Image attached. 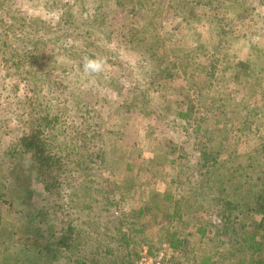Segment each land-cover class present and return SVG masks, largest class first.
<instances>
[{
  "label": "rangeland",
  "instance_id": "rangeland-1",
  "mask_svg": "<svg viewBox=\"0 0 264 264\" xmlns=\"http://www.w3.org/2000/svg\"><path fill=\"white\" fill-rule=\"evenodd\" d=\"M260 108L264 0H0V263L77 264L76 248L127 264L166 244L185 264H264L247 240L264 237ZM21 136L42 148L13 165Z\"/></svg>",
  "mask_w": 264,
  "mask_h": 264
},
{
  "label": "trees",
  "instance_id": "trees-1",
  "mask_svg": "<svg viewBox=\"0 0 264 264\" xmlns=\"http://www.w3.org/2000/svg\"><path fill=\"white\" fill-rule=\"evenodd\" d=\"M62 25H68V22H69V20L67 19V18H62ZM70 27H72V29H76V27L77 26H70ZM65 31V30H64ZM66 34V32H64V35ZM60 37H61V35H60ZM73 37V36H72ZM63 39L65 40V38L63 37ZM16 55H17V53L15 52V51H13V52H11L10 54H9V57L6 59V62H10V64H11V66L12 67H19L21 64H23L24 62H25V60L27 59V57H28V55L26 56V54L24 53L23 55H19L18 57H16ZM53 55H48V54H46L45 55V57L43 56V58L41 59L42 61H43V59L44 60H47V61H49V59H51V60H53V61H56L53 57H52ZM214 58H210L209 60H213ZM57 60H58V58H57ZM42 63H44V62H42ZM48 63V62H47ZM41 67H43V65H41V66H36L35 67V70H34V72L29 76V78H28V81H29V83H33V86H34V90H35V94L37 95V94H41V91L42 90H45V88L44 87H42L41 86V82H43V81H46L47 79H46V77L47 76H45V75H47L46 74V72L41 68ZM40 68H41V70H40ZM44 68H45V64H44ZM211 68H215L214 67V65H211ZM28 71H30V70H28ZM31 72V71H30ZM213 74H214V72H211V70H210V72H209V75L212 77L213 76ZM53 86V87H56L57 85H53V84H48V86L50 87V86ZM55 91V90H54ZM53 91V92H54ZM61 94V93H60ZM60 94H58L55 98V101H52V102H54V106H53V108L54 109H60V103H59V106H58V102H60ZM44 98V97H43ZM45 102H50L49 100H47V101H45ZM204 105V104H203ZM259 110H261V111H264V109L262 108H260ZM40 112V109H38V110H36V114L38 115V113ZM182 112H179L178 113V115H176L175 116V120L174 121H176L177 122V120H178V117H179V115H181L183 118H182V121H184V122H182L183 124H186L187 126H186V130H188L189 129V127H190V120H189V116H187V114L186 115H184V114H181ZM173 122L171 121L170 123H169V125L168 126H172L173 128L175 127V124H172ZM194 123L195 124H197L195 121H194ZM196 130H198V127H196ZM51 136H52V141H54V144H56V145H58L59 143H61V142H59V140H58V138L56 137V136H53V134H51ZM81 141L83 142L84 141V137L82 136L81 138ZM43 143V142H42ZM78 146L80 145V144H77ZM81 147L83 146V145H80ZM38 148H39V146H37V142L35 141V140H33V142H32V140L30 139V137L29 136H21L20 137V139H19V141H18V144H17V147H15L14 149H12L13 150V152H12V150H10V152L9 151H7V150H5V152H4V154H6V155H10V156H12L11 154L13 153H19L20 155H19V157L20 158H18V159H15L14 160V164L13 165H16V164H18V162H19V160L20 159H25L24 157H25V155H28L29 153H31L32 151H37L38 150ZM40 148H42V147H40ZM39 148V149H40ZM210 150L209 149H207L206 151H205V153H204V158L205 159H207V158H209V157H211L210 156V152H209ZM12 152V153H11ZM66 154H62V155H59L58 156V158L59 159H61L62 158V160L63 159H65L63 156H65ZM101 156V155H100ZM12 159H13V157H12ZM211 159L213 160V164H214V161H215V157L214 156H212L211 157ZM29 166H30V169H31V166H33V167H35L36 169H38L39 171H46V166H44L43 168H41V165H40V162H37V160L35 159V161H34V164H29L28 165V160H24V162L22 161V164H21V167H24L25 168V170L26 171H23V175H24V177H26L27 178V180L28 179H30L31 177L30 176H32V173H29L28 174V171H29ZM198 166H199V168L198 169H202L201 168V165H200V163L198 164ZM182 169H184V166L182 165L179 169H178V171L180 172ZM178 171H176V175L175 176H177L178 175ZM11 172H14V167L12 166L11 167ZM188 180V179H187ZM203 178L202 179H197L196 180V184L197 185H199L200 183H203ZM27 187H28V184H27ZM259 202V205H258V208L259 207H261L260 209H262L263 211H264V193L263 194H259V195H257V203ZM256 203V204H257ZM256 207H257V205H256ZM200 232L202 233V235L204 234V231L203 230H200ZM68 238L70 237V236H67ZM174 238V237H173ZM63 239V240H62ZM263 239H264V237H260V238H258V239H256V243L254 242V239H253V236H250V237H248L247 238V240H248V245H250V246H252V248H256V255H258L259 256V254H258V251L260 250V248H261V246L264 244V241H263ZM62 240V241H61ZM67 238L66 237H63V238H61V239H58V240H56V242H55V244H56V246L57 247H61L62 246V248H59V251H61L62 252V254H65V253H67L69 250L71 251V249H68L69 248V246H68V244H67ZM175 241V240H174ZM176 243H178V240L176 239V242H174L173 243V245L174 246H177V244ZM61 249V250H60ZM57 251V250H56ZM73 251H75V253H73L74 254V259H75V261H76V263L77 264H85V262L82 260V259H80L79 257H78V255H77V253H78V250L76 251V248H74L73 249ZM52 252V250L51 251H49V253H51ZM174 254V259L177 261V262H180V263H184V262H182V261H180L179 259H177L176 258V256H175V253H173ZM5 258V261L4 262H2V263H0V264H11V262H13L12 260H10V259H7L6 257H4ZM135 261V260H134ZM134 261H130V262H128L127 264H134ZM121 264H122V262H120ZM260 263V262H259Z\"/></svg>",
  "mask_w": 264,
  "mask_h": 264
},
{
  "label": "built area",
  "instance_id": "built-area-1",
  "mask_svg": "<svg viewBox=\"0 0 264 264\" xmlns=\"http://www.w3.org/2000/svg\"><path fill=\"white\" fill-rule=\"evenodd\" d=\"M134 264H185L177 262L171 248L163 244L157 250H150L147 246H142Z\"/></svg>",
  "mask_w": 264,
  "mask_h": 264
}]
</instances>
